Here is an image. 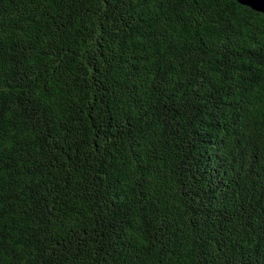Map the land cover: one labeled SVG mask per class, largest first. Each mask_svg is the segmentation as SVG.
Masks as SVG:
<instances>
[{
	"label": "trees",
	"instance_id": "16d2710c",
	"mask_svg": "<svg viewBox=\"0 0 264 264\" xmlns=\"http://www.w3.org/2000/svg\"><path fill=\"white\" fill-rule=\"evenodd\" d=\"M0 264H264V13L0 0Z\"/></svg>",
	"mask_w": 264,
	"mask_h": 264
},
{
	"label": "water",
	"instance_id": "95a60500",
	"mask_svg": "<svg viewBox=\"0 0 264 264\" xmlns=\"http://www.w3.org/2000/svg\"><path fill=\"white\" fill-rule=\"evenodd\" d=\"M236 1L252 8L253 10L264 13V0H236Z\"/></svg>",
	"mask_w": 264,
	"mask_h": 264
}]
</instances>
